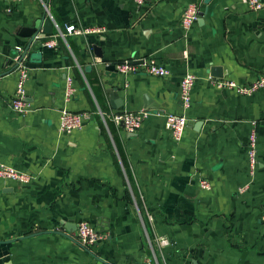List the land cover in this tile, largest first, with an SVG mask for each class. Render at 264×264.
<instances>
[{"label":"crops","instance_id":"obj_1","mask_svg":"<svg viewBox=\"0 0 264 264\" xmlns=\"http://www.w3.org/2000/svg\"><path fill=\"white\" fill-rule=\"evenodd\" d=\"M196 1L145 0L137 8L132 0H0V162L33 175L27 184L0 179V264H139L152 255L149 241L158 264H264V91L240 95L212 84L264 75V5L253 11L244 0L201 1L203 16L185 32L182 12ZM43 4L61 30H104L66 35L55 48L41 44L49 34L31 42L22 28L41 18ZM17 46L28 68L26 115L9 107ZM124 59H154L169 72L106 74V63ZM211 66L223 77H212ZM187 72L196 80L183 109ZM67 77L75 89L69 101ZM112 87L117 108L107 98ZM63 107L90 116L61 133ZM140 109L149 115L135 132L111 119ZM166 113L186 115L180 141L164 127ZM200 177L210 189L199 187ZM81 220L101 234L88 247L76 237ZM157 235L169 241L162 250Z\"/></svg>","mask_w":264,"mask_h":264},{"label":"built area","instance_id":"obj_2","mask_svg":"<svg viewBox=\"0 0 264 264\" xmlns=\"http://www.w3.org/2000/svg\"><path fill=\"white\" fill-rule=\"evenodd\" d=\"M137 8L144 5L145 0H132ZM248 9L253 11L259 10L263 7L264 3L262 0H244ZM46 11V6L43 4ZM199 8L191 3L184 7L182 16L180 19V26L183 31H189L193 22L198 19ZM47 15L52 19V17L47 13ZM53 20V19H52ZM54 22V21H53ZM53 27L55 31L48 35V38H44L41 44L44 47L55 48L57 45V39H65L66 35L70 34H87L91 32H102L104 29L102 27L96 28H82L77 29L74 25H66L65 30H61L58 25L54 22ZM35 39H40V37H35ZM17 54L15 56L16 60V70L18 73V78L16 82V87L14 95L12 96L9 107L11 111L17 115H26L31 111L28 102L26 101L25 94V82L28 77V68L24 61L25 52L21 46L15 48ZM186 55V52H184ZM116 71L122 75L127 73H139L145 72L148 75L162 77L168 74V68L163 64L159 63L154 59H148L147 61H142L139 64H133L131 60H121L115 63ZM196 80V75L192 72L185 73L180 81V88L178 99L181 107L186 109L191 105V91ZM218 89H230L240 95H251L257 91H264V75H259L253 81L248 83H238L234 80L229 79H216L212 81ZM74 87L72 85V80L67 77L65 80L64 88V100L69 101L74 94ZM149 111L140 109L137 111H127V112H115L111 114L112 121L121 126L124 130L128 132L137 131L143 121L148 117ZM90 113L86 111L73 112L63 107L59 110L58 115V130L61 133H71L74 130H79L86 119H88ZM164 127L170 132L171 137L175 141H180L182 134L187 126V117L185 114L179 113H166L164 114ZM247 157L249 165V173L253 175L257 167V153H256V138L254 131L251 132L248 142H247ZM0 179L10 180L17 182L19 184L30 183L33 179V175L27 171L18 169L12 165L0 162ZM199 187L204 190L210 189V181L207 178L200 177L198 181ZM246 187L242 186L239 188L240 192H243ZM151 219V216L149 215ZM261 221L264 222V214L260 217ZM76 237L81 245L91 246L98 239L101 238V234L95 229V227L87 220H81L76 226ZM155 243L157 247L162 250L169 243L168 239L162 235H157L155 237ZM150 248L152 250V255L145 256L139 264H158L156 254L154 252L153 244L149 241Z\"/></svg>","mask_w":264,"mask_h":264},{"label":"water","instance_id":"obj_3","mask_svg":"<svg viewBox=\"0 0 264 264\" xmlns=\"http://www.w3.org/2000/svg\"><path fill=\"white\" fill-rule=\"evenodd\" d=\"M203 1V3L207 4L210 0H197L196 6L199 7L200 2ZM204 11L199 10L198 15L203 16ZM53 20L47 15V12L44 11L41 18L35 21L32 27H24L22 28V35L30 37L31 42L34 41L35 37H45L47 34L52 33L53 31ZM25 52V51H24ZM93 53L96 57H102L101 48L93 45ZM133 64H139L142 63V60H132ZM104 69L106 74H108L110 77L115 78L117 76V71L115 68V64L113 63H106L104 65ZM210 75L215 78H222L223 77V71L219 66H211L210 67ZM117 88L112 87L107 90L108 93V100L112 108H117L120 106L119 99L116 97ZM27 101V100H26Z\"/></svg>","mask_w":264,"mask_h":264}]
</instances>
